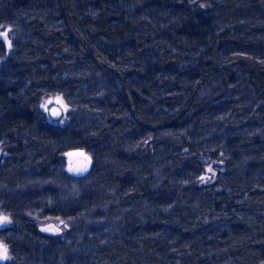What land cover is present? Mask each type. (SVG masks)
<instances>
[{
  "label": "trees",
  "instance_id": "obj_1",
  "mask_svg": "<svg viewBox=\"0 0 264 264\" xmlns=\"http://www.w3.org/2000/svg\"><path fill=\"white\" fill-rule=\"evenodd\" d=\"M1 25L0 264H264V0H0Z\"/></svg>",
  "mask_w": 264,
  "mask_h": 264
},
{
  "label": "rangeland",
  "instance_id": "obj_2",
  "mask_svg": "<svg viewBox=\"0 0 264 264\" xmlns=\"http://www.w3.org/2000/svg\"><path fill=\"white\" fill-rule=\"evenodd\" d=\"M10 31H11L10 26H6V25L0 26V33H7V40H5L2 35H0V38H2L5 41V44L7 46V50L10 49L9 41L11 43ZM1 58L2 57L0 56V60H1ZM53 106H58L62 110L61 116L59 118H57L56 121H58L60 123H64L67 119L66 113H67V110L69 108L67 103L65 102L64 98L59 94L50 95V96L44 97L41 101V104H40L41 109L47 113L49 118H52L50 115V109ZM78 160L82 161L81 166H78L76 164ZM91 165H92V157L84 149H73V150L66 152V169L68 172H70L72 174H76V175L84 174V173L89 171V169L91 168ZM221 168H222V161H220V160L208 162L205 166L204 172L200 176V182L206 183V182L213 181L216 178L217 173ZM0 216L7 217L8 221H9L8 223L0 224V227L9 225L11 223V218L8 215L0 212ZM49 226H53L58 231H63L66 228V224L64 223V221H62L60 219H47L41 224L42 229H46ZM0 244L6 245L2 241H0ZM8 256L10 259L11 256H10L9 249H8ZM0 261H6V260H0Z\"/></svg>",
  "mask_w": 264,
  "mask_h": 264
},
{
  "label": "snow or ice",
  "instance_id": "obj_3",
  "mask_svg": "<svg viewBox=\"0 0 264 264\" xmlns=\"http://www.w3.org/2000/svg\"><path fill=\"white\" fill-rule=\"evenodd\" d=\"M0 35H2L5 40H7V33H0ZM9 47H11L10 41H9ZM52 114L53 115H59V112L54 111ZM8 222L9 221H8L7 217L0 216V224H5V223H8ZM43 230L44 231H49L51 229H43ZM7 259H9L8 248H7L6 245L0 244V260H7Z\"/></svg>",
  "mask_w": 264,
  "mask_h": 264
},
{
  "label": "water",
  "instance_id": "obj_4",
  "mask_svg": "<svg viewBox=\"0 0 264 264\" xmlns=\"http://www.w3.org/2000/svg\"><path fill=\"white\" fill-rule=\"evenodd\" d=\"M54 111L59 112V115H53L52 113H53ZM61 114H62V110H61L58 106H53V107L50 109V115H51L52 118H59V117L61 116ZM76 164H77L78 166H81V165H82V161H81V160H78ZM46 229H51V230L47 231V232H51V233H52V232H55V230H56L53 226H49V227H47Z\"/></svg>",
  "mask_w": 264,
  "mask_h": 264
}]
</instances>
